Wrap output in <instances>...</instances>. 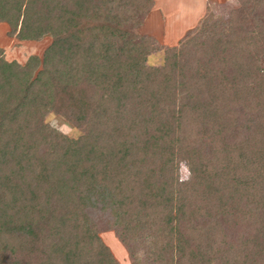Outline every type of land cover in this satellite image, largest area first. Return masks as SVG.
I'll use <instances>...</instances> for the list:
<instances>
[{
	"label": "trees",
	"instance_id": "16d2710c",
	"mask_svg": "<svg viewBox=\"0 0 264 264\" xmlns=\"http://www.w3.org/2000/svg\"><path fill=\"white\" fill-rule=\"evenodd\" d=\"M261 1L151 68L153 0H0L9 36L52 38L23 65L0 51V264H118L101 224L150 264H264Z\"/></svg>",
	"mask_w": 264,
	"mask_h": 264
},
{
	"label": "rangeland",
	"instance_id": "374dc122",
	"mask_svg": "<svg viewBox=\"0 0 264 264\" xmlns=\"http://www.w3.org/2000/svg\"><path fill=\"white\" fill-rule=\"evenodd\" d=\"M199 3L200 0H196L194 3L193 1L190 3V0H188L187 2H185V5L183 2L180 4L179 3L172 4L169 1H165V3L162 4H163V10L166 11V13H168L169 10L170 11L171 9L175 10V8H178V6L181 7L183 5L185 8L186 7L190 8L187 11L189 12L191 11L190 6H193V4L198 6L197 4ZM209 4L210 6H208L205 15L212 13L214 14L215 17H226L229 10L239 7L237 0H211L209 1ZM163 10L162 12L165 13ZM157 13L158 12L154 13L152 16L150 12L146 18H143L142 26H140V28L138 29L139 34L150 36L149 35L150 33L156 36L157 40L156 39L155 40L158 43V46L156 47L157 49L155 52H152V54L150 53L147 60V63L148 65L151 66V68H160L164 64L163 51L167 48H173V47L180 48L182 43L186 40V37L190 35L189 33H191V30L195 29L197 25L201 23L200 21L202 20L200 18V21L198 20L200 23L197 22L193 26L190 27L188 26L186 31L183 30V32H181L182 30L180 31L178 25L176 26L177 28L174 29L172 28L173 23L170 21V19H168L166 23L165 21H163L162 23L161 14L159 13L158 15ZM257 13L264 14V0L260 2ZM149 15L152 16V18H149L150 17ZM172 15L174 21H177V19H179L180 15L178 12H174L172 13ZM147 18L149 19L148 22L146 23V26L144 27L143 24L146 22ZM208 26H210V24H208ZM9 30L10 28L7 24L5 23L0 24V51L2 53V57L8 62H16L18 64L23 65L30 56H36L41 58L45 49L48 46H50V44L52 43V38L49 36L45 37V39L40 42L21 41L18 40V38H16L15 36H9L8 35ZM163 34H165L166 37L165 39H163ZM45 122L49 123L53 128L59 130L60 132L65 134V136L71 139H75L76 137H78V135L81 132L76 128L74 129L72 125L65 122L63 118L53 113L49 114L46 117ZM179 174L181 177V181H188L189 177H188V168L186 163L180 165ZM98 233L102 241L110 249L111 253L113 254L118 264H150L148 263V261H146L144 257V251L142 249L143 248L142 246H139L140 248L137 247L139 250L136 249V252H134V256L130 258V256L128 255L125 249L126 247L122 244L118 234L115 231L110 230L106 225L101 224L99 226Z\"/></svg>",
	"mask_w": 264,
	"mask_h": 264
},
{
	"label": "crops",
	"instance_id": "0c3cea01",
	"mask_svg": "<svg viewBox=\"0 0 264 264\" xmlns=\"http://www.w3.org/2000/svg\"><path fill=\"white\" fill-rule=\"evenodd\" d=\"M154 1V8L153 10L151 11V14L153 16L154 13L158 12L157 14L159 15V13L161 14V21L163 23V21H168V19H170V21L173 23L172 24V28H177L176 26L178 25L179 29L181 32H183V30H187V27L189 26H193L195 25L197 22L200 21V18L204 17L205 16V13L207 11V8L208 6H210L209 4V1L211 0H203L201 1L200 0V3L197 4L198 6H196L195 4H193V6H190L191 7V11L187 12L188 9H190L189 7L185 8L184 5H185V2H187L188 0H153ZM165 1H169L170 3L172 4H175V3H184L183 6H178V8H175V10L171 9V11L169 10L168 13H166V11L163 10V4L162 3H165ZM193 1V3L196 1V0H190V3ZM198 3V2H197ZM162 4V5H161ZM198 7V9H197ZM162 10L165 12L163 13ZM174 12H178L179 13V19H177V21H174L173 19V15L172 13ZM164 15V17H163ZM150 16V15H149ZM152 16H150L149 18H152ZM146 20V22L143 24L144 27L146 26V23L148 22V19ZM189 20V21H188ZM199 20V21H198ZM182 27V28H181ZM149 35L151 36V38H154L156 39V36L153 35V34H150ZM158 38V37H157ZM165 34H163V39H165ZM159 39V38H158ZM157 40V39H156ZM168 40V39H166Z\"/></svg>",
	"mask_w": 264,
	"mask_h": 264
}]
</instances>
